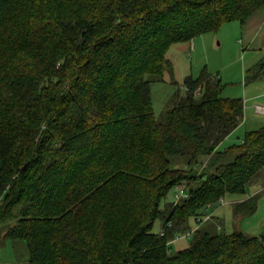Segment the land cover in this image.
I'll use <instances>...</instances> for the list:
<instances>
[{
    "label": "trees",
    "instance_id": "trees-1",
    "mask_svg": "<svg viewBox=\"0 0 264 264\" xmlns=\"http://www.w3.org/2000/svg\"><path fill=\"white\" fill-rule=\"evenodd\" d=\"M262 7L0 0V223L11 222L4 238L25 244L27 264H264V234L198 228L171 252L191 219L200 225L204 210L244 194L264 169V126L217 150L243 120V101L221 98L220 80L203 69L156 118L147 79L163 81L171 46ZM263 71L264 59L246 83ZM179 186L188 198L162 203ZM254 200L233 216L251 214Z\"/></svg>",
    "mask_w": 264,
    "mask_h": 264
},
{
    "label": "rangeland",
    "instance_id": "rangeland-1",
    "mask_svg": "<svg viewBox=\"0 0 264 264\" xmlns=\"http://www.w3.org/2000/svg\"><path fill=\"white\" fill-rule=\"evenodd\" d=\"M239 27L240 23L238 22L225 23L217 32L206 33L196 37L191 42L178 43L169 48L167 58L171 62V69H165L163 81H159L158 77L155 76L147 77L150 82L151 99L156 118L162 115L166 102L177 89L180 93H183L184 81L188 77L196 78L203 69L220 80L221 98L241 99L243 101L244 116L247 115L245 95H260L252 99L254 100L252 111L258 115H264V113H259L256 110L257 106L264 108V71L255 81L250 83L245 81L246 72L264 59V53L263 57L260 52L255 53L254 58L251 53H246L240 41ZM174 84L177 87H174ZM246 132L248 131H246L245 126L240 128L230 140L223 141L218 149L222 151L233 144L239 143L240 140L237 139V136L242 138ZM184 161L182 158H176L173 160V165L175 167L183 166ZM248 192L245 196L248 195ZM175 193H177L176 189L171 190L162 203L175 202ZM242 196L226 194L223 202L219 201L202 212L200 225L194 219H191L192 234L189 237L176 239L175 242L171 243V252L187 247L192 240L193 231L198 228L210 234L231 233L232 231H239L249 236L264 234V190H261V193L255 197V210L251 214L239 216L236 220L237 216H233L232 211L234 206L230 205V201L242 198ZM210 214L216 220L203 222L205 216ZM9 224H11L9 221L0 223V229L4 230ZM160 230L161 223L156 221L153 231L160 232ZM14 243L18 260L21 264H27L28 252L25 244L21 241H14Z\"/></svg>",
    "mask_w": 264,
    "mask_h": 264
},
{
    "label": "crops",
    "instance_id": "crops-1",
    "mask_svg": "<svg viewBox=\"0 0 264 264\" xmlns=\"http://www.w3.org/2000/svg\"><path fill=\"white\" fill-rule=\"evenodd\" d=\"M238 33L240 36V41L243 45L242 47L245 49L246 53H251L253 58L255 57V53L259 52L262 56L264 53V7L250 16L244 24H240ZM258 96L260 95H245L247 115L243 116V120L239 126L224 141L230 140V138H232V136H234L239 131V129L244 126L248 132L256 131L264 126V115H258L252 111V103L254 101L252 99L257 98ZM258 107L260 106H257L256 110L260 113L261 111L258 110ZM260 108L264 109L263 107ZM237 139L240 140V136H237ZM217 150L219 149L217 148ZM248 188L250 189L248 190ZM261 190H264V169L261 170L248 183L245 193L242 194V198L233 199V201H230V205L234 206L250 198L256 197L261 193ZM246 192H248L247 196H245ZM206 217L204 218L203 222L206 220H216L212 214ZM238 218L239 217H237L236 220H238ZM0 264H21V262L18 260L14 241L4 238V230L2 228L0 229Z\"/></svg>",
    "mask_w": 264,
    "mask_h": 264
},
{
    "label": "built area",
    "instance_id": "built-area-1",
    "mask_svg": "<svg viewBox=\"0 0 264 264\" xmlns=\"http://www.w3.org/2000/svg\"><path fill=\"white\" fill-rule=\"evenodd\" d=\"M258 110L261 111L260 113H264V109H261L260 107H258ZM176 192L177 193H175V196H176L175 203L180 202L182 200H186L188 198V193L185 187H177ZM220 202H223V201H220Z\"/></svg>",
    "mask_w": 264,
    "mask_h": 264
}]
</instances>
